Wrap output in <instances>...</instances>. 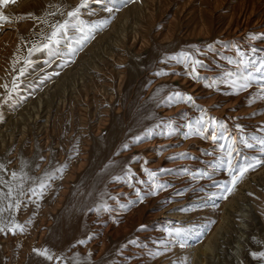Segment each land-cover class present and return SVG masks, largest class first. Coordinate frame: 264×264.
<instances>
[{
  "label": "rangeland",
  "instance_id": "rangeland-1",
  "mask_svg": "<svg viewBox=\"0 0 264 264\" xmlns=\"http://www.w3.org/2000/svg\"><path fill=\"white\" fill-rule=\"evenodd\" d=\"M82 2L78 16L85 27L109 22L82 43L77 42L80 33L69 28L71 40L62 41L59 55L50 56L42 45L52 25L76 24L68 12ZM256 2L261 7L256 17L264 25V0ZM231 3L214 10L212 37H204V30L199 34L196 0H127L111 14L95 0H8L0 5V14L8 18L0 22V207L5 209L0 213V264H200L194 255L216 229L212 262L228 264L231 251L242 264H264V258L252 255L264 252V164L248 171L226 197L210 198L221 191L218 182L230 180L226 171H213L224 141L213 142L210 132L208 138L194 134L203 109L231 135L241 134L237 125L244 134L264 135L258 131L264 127L258 84L238 94L223 82L208 86L225 71H236L226 58L239 59L237 50L247 57L264 56V32L251 26L238 37L242 29L218 32L236 1ZM180 20L181 32L168 36ZM120 23L123 45L113 39ZM132 29L149 40L138 51L130 46ZM33 46L41 50L30 54ZM182 51L201 62L196 77L169 59ZM14 82L18 87L6 99ZM174 92L193 100L180 101L171 97ZM235 100L245 115L221 112L222 105ZM34 106L40 115L19 139L20 118ZM238 147V159L264 157L258 145ZM204 172L209 175L201 177ZM41 180L47 185L43 190ZM242 212L253 213L263 224L241 228ZM13 223L22 230H9ZM170 227L189 231L176 240L165 232ZM44 250L51 260L39 254Z\"/></svg>",
  "mask_w": 264,
  "mask_h": 264
},
{
  "label": "snow or ice",
  "instance_id": "snow-or-ice-1",
  "mask_svg": "<svg viewBox=\"0 0 264 264\" xmlns=\"http://www.w3.org/2000/svg\"><path fill=\"white\" fill-rule=\"evenodd\" d=\"M8 0H0V5H3L4 3H7ZM97 4H100L103 6V10L108 13H113L114 11H119L120 7L123 6L127 0H95ZM84 3L82 2L81 5H79L76 9L73 11L68 12L69 18H76L77 23L71 24L69 20H65L63 23H60L58 25H52V32L51 35L47 37V43H44L42 45L43 49L48 50V54L51 55H59V46L61 45L62 41H68L71 40V37H69L68 30L69 28H72L75 30V32L80 33V36L77 40V42L82 43L84 41H87L90 38L91 32L96 27L106 24L109 21H99L95 22L90 26L85 27V22L83 20L79 19L78 13L79 8L83 7ZM8 18L4 16L3 14H0V22L6 21ZM254 38V37H253ZM67 47L69 52L74 53V49L71 46V43H67ZM209 48H211V45H209ZM40 48H37L36 46H33L32 49H29V53L31 54L33 51H39ZM198 51V50H197ZM253 52H255V49H253ZM237 56L239 59H232V58H226L228 64H233L236 66V71H225L221 78L219 80L213 79L212 82L208 85L209 87H214L216 84L223 82L225 83L229 88L232 89L234 94H238L240 91H246L249 88L253 86L254 83L258 84L260 90H261V98H264V56H255V57H247L245 53L237 50ZM169 59L176 60L178 63H183L185 68L189 70V74L193 77L197 76L198 68L201 67V62L196 59L192 54L189 52H180L179 54L169 57ZM26 64L30 65L31 61H26ZM24 74V70L21 69L20 75ZM160 74H166L162 72H158L157 75ZM7 88V86H4ZM17 84L14 82L12 85V90L8 92V95L6 99L11 98L12 92L17 89ZM171 97H175L180 101L184 102H192L193 98L189 95L183 94L181 92H174L171 94ZM170 97V99H171ZM169 128H171V125H168ZM190 133L192 132L193 125L192 123H189L187 125ZM238 131L241 133L238 137L231 135L228 133V130L222 125L219 124V122L211 117L207 116L205 110L201 109V116L196 121V128L194 134H199L202 137L208 138L205 136L206 133L210 132V138L213 142H216L218 140H223L224 143L220 144V153L218 157H216L215 163L213 165V171L222 169L226 171L227 176L230 177V180H224L220 181L216 184L218 188L221 189L219 193H211V197H215L217 195H222L226 197L227 193H230L235 185L240 182L241 179H243L244 175L250 171L253 170L256 166L260 164H264V157L262 158H251L243 157V159H238L240 157V150L238 147V144H243L246 148H253L256 145L259 146L260 153L264 154V135H256L251 134L247 135L244 134V130L240 125H237ZM152 130L149 129L148 132L150 133ZM260 132H264V127L258 129ZM141 139L140 136L135 137L136 141H139ZM254 142V143H253ZM125 148L128 147L127 144L124 145ZM183 155V154H182ZM3 165H0V168H2ZM57 171H62V169H57ZM147 171V170H146ZM48 179H51L52 177L49 174H45ZM148 175L150 177H154L156 175L155 172H149ZM209 173L204 172L201 173L200 176H208ZM13 179H16L17 173H12ZM116 179H120L117 177ZM46 183L44 180H41L38 187L43 190L46 188ZM21 188H23V184L20 185ZM154 188L157 187H163V185H153ZM30 191L35 194V189H30ZM13 193L12 187H9L7 196L11 197ZM23 195V192L20 193ZM155 195L156 193L153 191L152 193ZM3 194L0 193V196ZM13 207L12 203L9 202L8 208L11 209ZM16 207H19V201L16 203ZM104 210L107 209V205H102ZM99 207L97 208V211H99ZM5 211L3 207H0V213ZM15 229H21L22 226L19 224L13 223L11 228L9 230L14 231ZM3 227H0V231H3ZM189 230L182 229V228H166L165 232L173 237L176 240L182 239L183 235ZM80 243H84V241H80ZM183 246V244H181ZM34 251H37L34 249ZM40 255L46 256L48 260H51L53 257L51 255H48L47 250H44L43 252H39ZM254 257L258 256L260 258H264V252H254L252 253Z\"/></svg>",
  "mask_w": 264,
  "mask_h": 264
},
{
  "label": "bare ground",
  "instance_id": "bare-ground-1",
  "mask_svg": "<svg viewBox=\"0 0 264 264\" xmlns=\"http://www.w3.org/2000/svg\"><path fill=\"white\" fill-rule=\"evenodd\" d=\"M236 3L234 5H231V8H229V14L227 16V18L224 20V23L220 24L219 25V30L218 32H220L221 34H227V33H230L229 31H232L233 33H237L239 32L241 29H242V32L238 35H236V37L240 36L241 34L243 35L246 31H247V28H249V26H251L253 29H256V31H260V33L264 32V25L262 24L263 23V19L260 18V17H256V13L258 12V10L261 9L260 5L256 2V0H196L197 2V10L195 12H197V16L199 20H202L201 23L202 26L199 27L198 31H199V34L204 30L203 34H205L204 37H210L211 35L213 36V32L214 30L212 29V24H213V13H214V10L218 9L219 7L223 6L224 4L228 3V2H235ZM258 1V0H257ZM190 2V1H189ZM188 2V3H189ZM194 2V1H193ZM146 3V1L144 2ZM195 3V2H194ZM231 3V4H233ZM230 5V4H229ZM191 6V4H190ZM189 6V7H190ZM262 6V5H261ZM193 7V6H192ZM195 9V8H193ZM263 10V8H262ZM261 10V11H262ZM187 14L188 13H191V9H188L186 10ZM228 12V10H226ZM194 14V13H193ZM191 14V15H193ZM255 15V16H254ZM258 16V15H257ZM262 17V16H261ZM179 20V19H178ZM223 20V19H222ZM136 23V22H135ZM196 23V22H195ZM182 20L178 21L176 23V25L174 27H171L172 29L169 30V33H168V36H172L173 34H175L176 32H181V27H182ZM137 25V28L139 27V23L136 24ZM142 27V24L140 25ZM196 26V24L194 25V27ZM143 28H144V25H143ZM115 37L113 36V39H114V42L115 44L117 45H123V42H124V34H125V31L123 29V23H120L119 26L115 29ZM145 30V29H144ZM193 31H196V27L192 29ZM189 31L187 34H192L194 33L193 31ZM197 31V32H198ZM213 31V32H212ZM254 31V30H253ZM216 32V31H215ZM251 31H249L250 33ZM255 32V31H254ZM257 33V32H256ZM130 46H135L137 47V51L139 49H142L145 47L146 44L149 43V40H148V37L147 35L144 34V32L142 33L140 30L138 32L137 29H132L130 31ZM197 34V35H199ZM232 34V33H231ZM252 34V32H251ZM250 34H248L249 36ZM253 35V34H252ZM250 35V36H252ZM256 35V34H255ZM211 36V37H212ZM228 36V35H227ZM227 36H225L227 38ZM246 36V35H245ZM262 36V35H261ZM253 38V37H252ZM238 39V38H237ZM248 39V38H247ZM245 42V41H244ZM100 43V42H99ZM240 44V43H239ZM250 44V43H249ZM102 45V44H100ZM105 45V44H104ZM232 45V44H231ZM235 45V44H234ZM99 46V45H98ZM101 46H99L100 48ZM261 47V46H260ZM207 48V47H206ZM96 50V49H95ZM95 53V52H94ZM226 54V53H225ZM175 71V70H174ZM89 84V83H88ZM83 85V84H82ZM90 85V84H89ZM89 85H87V87H90ZM85 87V86H84ZM81 89V88H80ZM78 93V92H77ZM240 103L241 104V101L239 100H235V101H231L229 104H224L222 105V109H221V112L222 111H227L229 110V114H232L233 115H237V116H240V115H245L244 114V110H240V105L238 104ZM233 106V109L235 110V112L233 111V109H231L230 107ZM36 107H32L28 112H26V118H23V117H19L20 120H21V131H20V138H23L25 135H26V128H28V124L30 123V120H34L36 119L37 117H39V112L38 110H35ZM233 111V112H232ZM230 116V115H229ZM241 117V116H240ZM48 118V114H46V119ZM23 121V123H22ZM49 122V121H48ZM47 122V123H48ZM30 125V124H29ZM9 139H12L13 137V132H10L9 135H8ZM14 138V137H13ZM47 138V137H46ZM3 146H4V143H3ZM5 147V146H4ZM4 149V148H3ZM166 161V160H165ZM146 174V173H145ZM117 186V185H116ZM121 189V188H120ZM242 207V206H241ZM245 209V208H244ZM247 210V208H246ZM243 211V209H242ZM250 212V211H249ZM244 213V212H242ZM245 214V213H244ZM246 216V219H244ZM244 218L241 219V221H239L240 225H241V228L244 229V225L245 224H248L249 225V222H257V224L259 223H262V221L260 220L259 221V218L256 217L253 213L251 214H245ZM88 218V217H87ZM97 224V223H96ZM263 224V223H262ZM239 225V224H238ZM122 226V225H121ZM128 226V223L126 222L122 228L125 229L126 227ZM221 226V225H220ZM240 227V226H239ZM121 227L118 229V230H115L114 231V234H118L120 232V230L122 229ZM218 228H221V227H218ZM122 229V230H123ZM238 230H241V229H238ZM84 231V230H83ZM127 231V230H125ZM243 231V230H242ZM100 232V231H99ZM124 232V231H123ZM106 233V232H104ZM220 233L218 231V229H216L212 235L207 239L206 243H205V246L203 249H199L196 251L195 255H194V258L195 260L199 261L197 263H200V264H227V261H223V262H218V263H214L210 260V258H212V255H213V238L218 234ZM241 234L240 237H242V233H245V230L243 232H239ZM40 235V234H39ZM107 235V234H106ZM219 235V234H218ZM244 235V234H243ZM91 237V236H90ZM83 239V238H82ZM238 241V248H240V246H244L243 243L240 242V239L237 240ZM104 242V241H103ZM103 244V243H102ZM104 247V246H103ZM72 248V247H71ZM229 256H231L233 259H230L228 264H242L241 261H239V259L237 258L236 259V256L238 255H235L233 256L232 255V252L231 251H227ZM66 253V252H65ZM101 253V252H100ZM239 253V252H238ZM244 253V252H243ZM58 254V253H57ZM86 254V253H85ZM227 254V255H228ZM242 253H240L241 255ZM244 255V254H243ZM75 257V256H74ZM235 258V260H234ZM244 259V258H243ZM226 262V263H225Z\"/></svg>",
  "mask_w": 264,
  "mask_h": 264
}]
</instances>
